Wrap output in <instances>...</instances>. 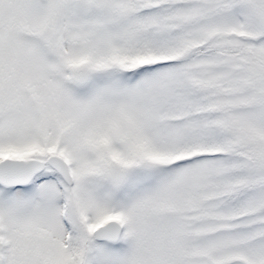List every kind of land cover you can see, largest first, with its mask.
<instances>
[{"label": "snow or ice", "instance_id": "1", "mask_svg": "<svg viewBox=\"0 0 264 264\" xmlns=\"http://www.w3.org/2000/svg\"><path fill=\"white\" fill-rule=\"evenodd\" d=\"M0 264H264V0H0Z\"/></svg>", "mask_w": 264, "mask_h": 264}]
</instances>
